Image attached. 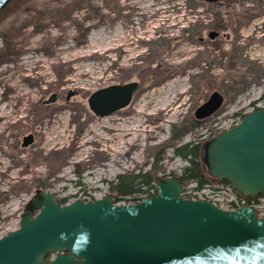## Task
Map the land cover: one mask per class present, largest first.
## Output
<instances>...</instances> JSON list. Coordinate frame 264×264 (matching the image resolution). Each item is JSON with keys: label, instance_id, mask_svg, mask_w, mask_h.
Here are the masks:
<instances>
[{"label": "rangeland", "instance_id": "374dc122", "mask_svg": "<svg viewBox=\"0 0 264 264\" xmlns=\"http://www.w3.org/2000/svg\"><path fill=\"white\" fill-rule=\"evenodd\" d=\"M245 3L11 0L0 12V236L18 228L37 189L100 198L119 174L179 175L188 162L175 147L203 145L264 102V4ZM212 18L231 22L230 39L192 42ZM131 81L139 86L127 107L103 117L89 109L93 91ZM213 91L224 97L218 111L172 140V125L188 123ZM51 93L57 100L44 104ZM228 195L208 187L191 197L222 206Z\"/></svg>", "mask_w": 264, "mask_h": 264}, {"label": "water", "instance_id": "95a60500", "mask_svg": "<svg viewBox=\"0 0 264 264\" xmlns=\"http://www.w3.org/2000/svg\"><path fill=\"white\" fill-rule=\"evenodd\" d=\"M10 2L0 0V12ZM137 88L131 81L97 89L87 98L89 109L109 115L127 107ZM57 97L51 93L43 103ZM223 102L213 91L194 117L212 116ZM32 142L29 134L22 145ZM202 162L211 179L228 182L240 195L264 194V108L205 141ZM154 184L153 196L127 205L109 196L61 205L54 194L37 189L18 228L0 237V264H264V218L252 207L223 210L184 198L173 178L156 176Z\"/></svg>", "mask_w": 264, "mask_h": 264}, {"label": "trees", "instance_id": "16d2710c", "mask_svg": "<svg viewBox=\"0 0 264 264\" xmlns=\"http://www.w3.org/2000/svg\"><path fill=\"white\" fill-rule=\"evenodd\" d=\"M264 97V95L262 96ZM241 118L244 114L237 112L235 115H240ZM204 120L196 121L194 118L188 123L177 126L172 125L171 139L176 140L183 136L189 130L196 128L202 124ZM174 154L187 161L188 164L182 167L179 175H172L171 178L179 180L181 186H184L190 182H196L199 185L213 181L207 173L206 168L202 162V145L200 142H190L174 148ZM159 157L156 155L155 166L157 165ZM156 167L153 170L138 173H125L119 174L114 181L110 184L111 191L115 192L116 200L120 197L133 195L135 193L145 194L151 196L154 192H150L149 189L154 191V177ZM220 181V180H219ZM222 182H226L221 180ZM227 183V182H226Z\"/></svg>", "mask_w": 264, "mask_h": 264}, {"label": "flooded vegetation", "instance_id": "af4514ba", "mask_svg": "<svg viewBox=\"0 0 264 264\" xmlns=\"http://www.w3.org/2000/svg\"><path fill=\"white\" fill-rule=\"evenodd\" d=\"M221 1L222 0H219V1L215 2V3H219ZM229 1H232V3H234V4H242V5H248V3H245L246 1H251L252 3L255 2V3H258V4H264V0H229ZM235 15L237 16L238 14H235ZM242 15H244V14H242ZM225 17H228V16H225ZM211 20L216 25L214 24L210 29L204 30L203 32L194 31L191 34L192 42L194 41L195 36H196V39H197L198 43H201V44H204V43H206V44L221 43V42H223V40H229L230 39V34L228 32H229V29H230L229 27L231 26V22L228 19H226V18L225 19H214V18H212ZM195 120L199 121L197 119H195ZM82 185L84 187L81 188V189H84L86 186L82 182H80L78 186L81 187ZM65 192L66 191L54 194V196L58 199L59 203L67 202L70 198L79 197V195H77V194H66ZM87 192L88 191H85L82 196L83 197H88V196L90 197L91 195L89 193H87ZM114 194H115V192L111 191V193H108L106 196H110L114 200L115 197H116V196H114ZM91 198L94 199V197H90V199Z\"/></svg>", "mask_w": 264, "mask_h": 264}, {"label": "built area", "instance_id": "2783aa9c", "mask_svg": "<svg viewBox=\"0 0 264 264\" xmlns=\"http://www.w3.org/2000/svg\"><path fill=\"white\" fill-rule=\"evenodd\" d=\"M261 105H262L261 103L256 104V106H261ZM211 185H213V186H211ZM189 186H190L189 190L193 192V195H199L201 192H203L208 187H213V190H215L217 192H225L226 194H230L226 198L225 204L222 206L210 198H200V199L209 200L212 203H214L215 205H217L221 208H225V209L236 208V207H239L240 205L247 204V205L252 206L255 209L258 217H264L261 215V212H260L261 209H264L263 208L264 207V196L249 197V198L240 197L239 195H237L232 190V188L228 184H224V183H215V184L204 183L202 185H199L196 182H192V183H190ZM183 195L185 197L196 199L194 197H191L193 195H190L188 193H186V195L183 193ZM140 197H141V195H138V196H134V194L129 195V196H126L125 198H123V200H121L123 202H121V203L134 202V201H137Z\"/></svg>", "mask_w": 264, "mask_h": 264}, {"label": "bare ground", "instance_id": "6f19581e", "mask_svg": "<svg viewBox=\"0 0 264 264\" xmlns=\"http://www.w3.org/2000/svg\"><path fill=\"white\" fill-rule=\"evenodd\" d=\"M151 6V5H150ZM141 126V121H135L134 124L130 127H127V131L129 132L128 134L131 133H135V131H137V129ZM136 136H134V134L131 136L130 140H135ZM64 177V176H63ZM61 180L63 178H60Z\"/></svg>", "mask_w": 264, "mask_h": 264}]
</instances>
